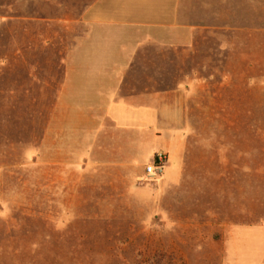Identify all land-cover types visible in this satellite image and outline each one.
<instances>
[{
    "label": "rangeland",
    "instance_id": "rangeland-1",
    "mask_svg": "<svg viewBox=\"0 0 264 264\" xmlns=\"http://www.w3.org/2000/svg\"><path fill=\"white\" fill-rule=\"evenodd\" d=\"M197 6L198 16L207 15L223 34L196 54L213 63L197 67L213 75V112L205 116L213 129L188 132V149L197 154L211 145L228 159L229 177L197 166L166 184L171 162L164 174L147 178L146 156L123 165L48 158L45 128L65 52H33V15L61 16L78 7L0 0V264H223L225 243L218 242L232 222L261 221L264 230V0H198ZM46 23L39 25L56 27ZM142 51L155 55L151 46ZM33 57L58 63L48 93L50 67L45 61L33 67ZM126 165L131 177L121 170ZM243 244L253 248L255 240Z\"/></svg>",
    "mask_w": 264,
    "mask_h": 264
},
{
    "label": "crops",
    "instance_id": "crops-1",
    "mask_svg": "<svg viewBox=\"0 0 264 264\" xmlns=\"http://www.w3.org/2000/svg\"><path fill=\"white\" fill-rule=\"evenodd\" d=\"M34 3L78 7V12L61 16L43 15L41 10L33 15V52H65L59 59L61 78L45 128L47 156H56L52 162L123 165L143 156L151 161L155 153L163 152L166 165L171 162L174 170L166 184L179 183L194 174L197 166L203 174L229 177V167L224 168L228 159L213 153L211 145L200 146L197 154L188 149L192 136L188 132L213 129L205 117L213 112V75H200L197 70L213 63L207 55L198 58L196 54L211 50L214 44L206 43L213 35L223 34L207 15L198 16V0ZM41 22H53L56 27H44ZM218 45L223 49V44ZM150 46L154 57H144L142 50ZM43 61L50 67L45 73L50 78L46 80L48 93L54 87L58 63L53 57H33V67L42 66ZM131 168L126 165L121 170L126 175L130 171L127 177H131ZM239 222H232L218 242L225 243L223 264H264L261 221ZM248 237L255 240L253 248L243 244Z\"/></svg>",
    "mask_w": 264,
    "mask_h": 264
},
{
    "label": "built area",
    "instance_id": "built-area-1",
    "mask_svg": "<svg viewBox=\"0 0 264 264\" xmlns=\"http://www.w3.org/2000/svg\"><path fill=\"white\" fill-rule=\"evenodd\" d=\"M167 158L163 153H157L152 157L150 164L145 166V174L147 178L160 176L165 168Z\"/></svg>",
    "mask_w": 264,
    "mask_h": 264
},
{
    "label": "trees",
    "instance_id": "trees-1",
    "mask_svg": "<svg viewBox=\"0 0 264 264\" xmlns=\"http://www.w3.org/2000/svg\"><path fill=\"white\" fill-rule=\"evenodd\" d=\"M262 207V206H261ZM263 209V208H262Z\"/></svg>",
    "mask_w": 264,
    "mask_h": 264
}]
</instances>
